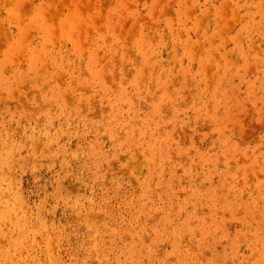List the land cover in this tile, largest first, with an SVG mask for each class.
Masks as SVG:
<instances>
[{
    "label": "rangeland",
    "instance_id": "obj_1",
    "mask_svg": "<svg viewBox=\"0 0 264 264\" xmlns=\"http://www.w3.org/2000/svg\"><path fill=\"white\" fill-rule=\"evenodd\" d=\"M0 154V264H264V0H0Z\"/></svg>",
    "mask_w": 264,
    "mask_h": 264
},
{
    "label": "bare ground",
    "instance_id": "obj_2",
    "mask_svg": "<svg viewBox=\"0 0 264 264\" xmlns=\"http://www.w3.org/2000/svg\"><path fill=\"white\" fill-rule=\"evenodd\" d=\"M229 9V8H228ZM214 15V14H213ZM236 20V19H235ZM228 27V26H227ZM228 29V28H227ZM239 30V29H238ZM219 34V33H218ZM224 34H225V32H224ZM199 37V36H198ZM210 43V42H209ZM85 55V54H84ZM260 58V57H259ZM148 59V58H147ZM253 68V67H252ZM161 88V87H160ZM97 107H98V105H97ZM139 123V122H138ZM94 126V125H93ZM140 148V147H139ZM1 155V154H0ZM4 156V155H3ZM6 156H7V154H6ZM119 157V156H118ZM7 158V157H6ZM6 162V161H5ZM116 162V161H115ZM4 163V162H3ZM141 165V164H140ZM142 165H144V164H142ZM129 166V165H128ZM122 171V170H121ZM139 172V171H138ZM14 174V173H13ZM14 178V177H13ZM132 179H133V177H132ZM84 194V193H83ZM80 195V194H79ZM15 198H16V196H15ZM14 198V199H15ZM18 201V200H17ZM21 202V201H20ZM16 203V202H15ZM14 202H13V205L15 204ZM23 204V203H22ZM18 205V204H17ZM21 205V204H20ZM24 206V205H23ZM14 207L15 206H12L11 204H8V203H6L5 204V206L3 207V209L0 211V221L1 220H4L8 215H10L11 213H12V211H14V210H16V209H14ZM17 207V206H16ZM15 207V208H16ZM21 208V207H20ZM206 212V211H205ZM40 214V213H39ZM38 214V215H39ZM97 215V214H96ZM156 217V216H155ZM41 218V217H40ZM42 219V218H41ZM96 223V222H95ZM98 223V222H97ZM55 229V228H54ZM3 252V257L4 258H6V259H8L9 261H13V257H12V255L11 254H9V252H7V251H2Z\"/></svg>",
    "mask_w": 264,
    "mask_h": 264
}]
</instances>
